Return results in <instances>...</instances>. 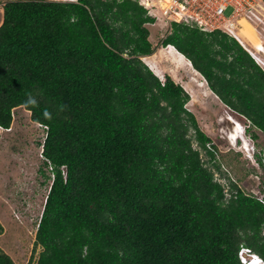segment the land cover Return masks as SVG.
I'll return each mask as SVG.
<instances>
[{
    "label": "trees",
    "instance_id": "1",
    "mask_svg": "<svg viewBox=\"0 0 264 264\" xmlns=\"http://www.w3.org/2000/svg\"><path fill=\"white\" fill-rule=\"evenodd\" d=\"M153 20L135 0L3 4L0 126L28 109L54 175L37 264H243L241 245L264 261V204L233 182L225 197L188 93L142 60ZM163 43L264 132V70L235 39L173 23ZM0 264L16 263L0 248Z\"/></svg>",
    "mask_w": 264,
    "mask_h": 264
},
{
    "label": "rangeland",
    "instance_id": "2",
    "mask_svg": "<svg viewBox=\"0 0 264 264\" xmlns=\"http://www.w3.org/2000/svg\"><path fill=\"white\" fill-rule=\"evenodd\" d=\"M6 1L0 0V24ZM146 25L150 30L153 53L143 56L142 60L161 80L169 75L188 93L184 106L193 113L198 127L210 137L208 144L214 158H210L206 149L198 146L196 141L193 140L192 144L200 150L214 178L221 179L225 187L229 185L231 193L236 190L231 186L233 182L246 194L264 199V132L222 103L191 62L189 64L185 56L181 57L172 47L161 42L163 36L169 34L164 23L154 19ZM263 26L261 21L242 19L239 28L247 43L258 46L263 38ZM229 113L245 128L242 134L248 143V150L241 148L240 141L233 145L226 137V132L232 128L231 122L225 118ZM45 134L46 128L33 121L30 111L23 106L13 109L8 128L0 126V223L3 225L0 248L22 264H28L31 255V264H37V256L42 249L38 246L32 253L37 224L52 179L51 167L44 163L42 155L41 143Z\"/></svg>",
    "mask_w": 264,
    "mask_h": 264
},
{
    "label": "built area",
    "instance_id": "3",
    "mask_svg": "<svg viewBox=\"0 0 264 264\" xmlns=\"http://www.w3.org/2000/svg\"><path fill=\"white\" fill-rule=\"evenodd\" d=\"M122 1V0H118ZM152 16L155 21L164 23L169 34L173 30V23L195 27L202 31L215 30L227 34L235 39L251 56L254 62L264 70V26L261 28L263 38L259 40L261 48H255L251 42L244 46L240 41L238 29L240 20L261 21L264 23V0H135ZM230 8V12L227 10ZM167 35L163 36V39ZM163 39L161 42H163ZM166 46L174 45L168 43ZM251 46V47H250ZM143 57V56H142ZM46 127L45 125H43ZM209 147V145H208ZM223 187L225 197L230 196L229 185L225 187L221 179H217ZM264 204L262 197H257ZM264 228V227H263ZM238 256L243 264H264L263 259L250 247L241 245Z\"/></svg>",
    "mask_w": 264,
    "mask_h": 264
},
{
    "label": "bare ground",
    "instance_id": "4",
    "mask_svg": "<svg viewBox=\"0 0 264 264\" xmlns=\"http://www.w3.org/2000/svg\"><path fill=\"white\" fill-rule=\"evenodd\" d=\"M238 34L240 35V41L241 43L244 45V46H248L249 44L247 43V41L245 40L244 38V33L242 32V30L240 31V28L238 29ZM168 47H172V46H168ZM255 48H258L260 49L261 48V44H259L258 46L255 45L254 46ZM173 48V47H172ZM174 49V48H173ZM179 55L181 57H184L181 53H179ZM187 62L189 63L190 61L188 59H186ZM190 64V63H189ZM229 134V133H228ZM240 136L243 138V142L241 144V148L244 149V150H248L249 146H248V143L246 141V138L245 136L242 134V132H240L239 129H236L235 131H231L230 132V135L228 136L229 138V141L234 145L236 144L237 140L240 138ZM254 263L253 264H257L256 261H253Z\"/></svg>",
    "mask_w": 264,
    "mask_h": 264
},
{
    "label": "clouds",
    "instance_id": "5",
    "mask_svg": "<svg viewBox=\"0 0 264 264\" xmlns=\"http://www.w3.org/2000/svg\"><path fill=\"white\" fill-rule=\"evenodd\" d=\"M231 109V108H230ZM232 111H235V110H233V109H231ZM236 112V111H235ZM236 113H238V112H236ZM239 115H241V116H243L242 114H240V113H238ZM244 117V116H243ZM229 122H231V126H232V128H231V130H229V131H227L226 132V137L228 138V136L230 135V132L231 131H235L236 129H239L240 130V132H243V133H245V128L243 127V125L236 119V118H234L233 117V115H231L230 113L229 114H227L226 115V117H225ZM229 133V134H228ZM228 140H229V138H228ZM238 141H240L241 142V144H242V142H243V138L242 137H240L238 140H237V142ZM236 142V143H237ZM231 143V142H230ZM232 144V143H231ZM53 177H54V175H53V173H52V179L50 180V185H51V183H52V180H53ZM50 185H49V188H50ZM49 190V189H48ZM48 193V192H47ZM42 215V214H41ZM40 218H41V216H40ZM40 218H39V221H40ZM38 225V224H37Z\"/></svg>",
    "mask_w": 264,
    "mask_h": 264
},
{
    "label": "crops",
    "instance_id": "6",
    "mask_svg": "<svg viewBox=\"0 0 264 264\" xmlns=\"http://www.w3.org/2000/svg\"><path fill=\"white\" fill-rule=\"evenodd\" d=\"M249 44V43H248ZM251 44H253V43H251ZM250 45V44H249ZM256 45V44H255ZM255 45H253V46H255ZM174 48V47H173ZM174 51H176V53L179 55V53H181V52H179L176 48H174ZM182 54V53H181ZM150 55H152V54H150ZM183 55V54H182ZM184 56V55H183ZM3 226V225H2ZM7 253H9V252H7ZM10 254V253H9ZM13 254H16V253H14L13 252ZM11 255V254H10ZM11 257L13 258V260L15 261V263L16 264H22V263H19L17 260H16V258L14 259V257L11 255Z\"/></svg>",
    "mask_w": 264,
    "mask_h": 264
}]
</instances>
